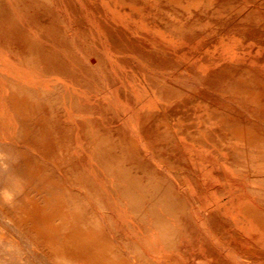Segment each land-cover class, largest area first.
Instances as JSON below:
<instances>
[{
    "label": "rangeland",
    "instance_id": "rangeland-1",
    "mask_svg": "<svg viewBox=\"0 0 264 264\" xmlns=\"http://www.w3.org/2000/svg\"><path fill=\"white\" fill-rule=\"evenodd\" d=\"M6 1L43 50L0 21V264H264V0H184L211 12L195 22L136 0L150 22L185 24L170 38L101 0ZM40 11L54 43L30 22ZM235 13L253 23L227 46ZM40 76L58 81L56 102L33 88ZM119 161L158 180L165 233L115 205ZM69 239L98 249L56 256Z\"/></svg>",
    "mask_w": 264,
    "mask_h": 264
},
{
    "label": "bare ground",
    "instance_id": "bare-ground-1",
    "mask_svg": "<svg viewBox=\"0 0 264 264\" xmlns=\"http://www.w3.org/2000/svg\"><path fill=\"white\" fill-rule=\"evenodd\" d=\"M101 1H102L103 5L106 6L105 8H107V10L109 11L110 14L114 15L115 17H120L121 15H123V17L126 18V21L128 23L132 24V27L136 31L137 30L140 31L143 28L148 27L152 31L158 32V33L162 34V36L170 38L174 34L178 35V33H177L178 31L176 29H182L183 26H185L184 23H180L178 21H170L166 17H161L162 19H160V18L154 19L153 22H150L149 19L144 18V16H145L143 14L144 11L140 10L139 8L136 9L134 7L136 0H134V3L132 2L133 0L129 1V2H132L133 4L129 3L128 0H101ZM161 1H163V0H161ZM164 1H166L165 2L166 4L165 5L162 4L163 8L166 7V9H168V10L177 9V10L182 11L186 15L191 14V16L193 17L192 20L194 22L198 21V19L200 17L201 18L206 17V16H209L211 14V12L208 11L207 9H199L196 7L191 8V5H189L187 3L185 4L184 0H164ZM40 5L42 6V4H40ZM43 7L47 8L48 6L46 4H44ZM36 14H37L36 16L32 15L33 17L30 20V22L31 23H37L38 22L39 23V29H40L41 33L46 31V30H44L46 27H47V29L50 28V30H51V31H47V32H54L55 31L56 33L55 32H54L55 34L52 33V35H50V37H48L49 34H48V36L45 35L46 32H45V34L42 33L45 35V38L48 39L47 41L54 43V41L57 37L55 39L52 37H54V35L57 34L58 27L55 25V23L53 21H51V19H49L48 21H45L46 18H45L44 12L40 11V12H37ZM22 16H23V14L21 13L20 10H18L16 8L14 9L13 7L9 6V4L7 3L6 0H0V21L5 22L6 25L8 24L7 26H8L9 32H11L12 35L18 39L19 42H22V43H23V41H24V43L26 42V45H28L27 47H29L31 50H34L38 53L39 50H41V51L43 50L42 49V47H43L42 39H40V41H39V40H33V39L29 38V36L27 34L28 32L27 31H26L27 33L25 32V30H26V29H24L25 27L21 26V25H24V23L22 22ZM249 17L250 16H248L244 13L242 14V16H240V13H235L233 17H231L228 20H225V22L223 23L224 25H228L229 27L231 26V28H234V31L230 32L233 29L228 27L229 28L228 32H226L227 36H223L224 39H222V40H225V44H227V46L236 45L237 44L236 34L240 33L241 29L245 25H247L249 23L250 24L253 23ZM164 18L166 19V21L164 20ZM157 20H161V22H158ZM39 21H41V22H39ZM30 22L28 24H30ZM48 22H49V24H48ZM19 24H21V25H19ZM8 35H10V37H11V34H8ZM13 36L11 38H14ZM19 39H21V41ZM220 39H221V37H220ZM57 45H62V44H59V43L54 44V46H57ZM50 47H52V45ZM67 47H68V42H67ZM46 53H47V51H46ZM54 56L56 59L61 60V56L57 52L55 53ZM62 62L65 63L64 61H62ZM52 63L56 64L54 61H52ZM64 65H65V68L67 71H69V70L72 71V69H68V65L67 66H66V64H64ZM52 67H55V66H52ZM14 77L17 80L20 78L23 80V77L21 75L14 74ZM54 82H58V81L55 80L54 77H52V76H50L49 78H47L45 76H43V77L40 76L37 79V83L35 82V84H33L32 86L39 93L41 91H44V93H46L45 96H47V100H48L47 102H54V101L56 102L57 100L53 97L54 95L52 96L53 91H51V88H50V87H53V85H55ZM58 86H60V85H58ZM60 90H61V87H60ZM107 141H108V139H104V143H103L102 140L94 139L93 143L98 147H105V146H107V143H106ZM0 146H5V141H3L2 138H0ZM109 163H110L109 161L103 162L102 167L106 168V169L111 168V165ZM117 171L119 173L118 172L115 173V172L111 171L112 173L110 175L112 176V180L109 181L110 185L108 186L109 187L108 192H110V194L112 195V198H114L116 200L117 203H115V202L114 203H115V205H117V208L120 209L124 213H130V214H132V216L134 215L135 219H139L140 217L147 214L146 218L149 219V221L147 219H146V221H148L147 226L150 227L149 230L158 231L161 228V225H163L162 230L165 233L166 229L164 226L165 225L164 222L167 221V219H168L167 215L171 214V211H169V212L165 211L164 206L162 205V203L164 201V198H163L164 194L162 193V190L159 187L160 184H159L158 180L157 179L153 180L152 178H149V177H147V178L140 177L141 176L140 174H138L135 171H132L131 166H129L127 164L125 165L121 161H119L117 163ZM118 179H120L124 183H127L126 186L123 187L120 182L115 181ZM168 197H169V195H168ZM114 199H112V200H114ZM129 219H131V218H129ZM139 223H140V221H139ZM152 226H154V227L157 226V228H159V229L157 230L154 227H153L154 229H152ZM162 230H161V232H162ZM161 232H160V235L163 233V232L162 233ZM164 233L162 234L163 236H164ZM167 237H168V235H167ZM163 238L166 239L165 236ZM88 247H90V248L88 249ZM91 247H92V250H94V251H95V249L96 250L98 249V247L95 244H87V241H80L79 243L78 242L74 243L72 240L70 241V239H69L67 241H64L61 244L60 248L57 250L56 256H58V255L59 256H66V257H69L72 261L76 262L84 255V252L89 253L88 250H90V252H91L92 251ZM81 254H83V255H81ZM86 255H84V256H86ZM5 262H6V264H10V262H8V261H5Z\"/></svg>",
    "mask_w": 264,
    "mask_h": 264
}]
</instances>
